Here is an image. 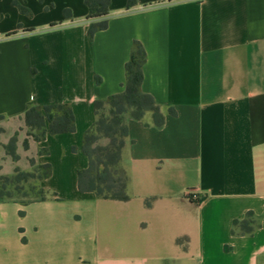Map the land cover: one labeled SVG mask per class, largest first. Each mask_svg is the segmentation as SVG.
I'll use <instances>...</instances> for the list:
<instances>
[{
	"label": "crops",
	"instance_id": "1",
	"mask_svg": "<svg viewBox=\"0 0 264 264\" xmlns=\"http://www.w3.org/2000/svg\"><path fill=\"white\" fill-rule=\"evenodd\" d=\"M127 2L90 38L85 0H0V175L51 166L31 178L46 199H0V264H264V0ZM135 40L142 91L175 113L127 117L129 199L99 198L78 187L83 138ZM52 103L76 129L38 141L25 111ZM249 213L254 231L234 232Z\"/></svg>",
	"mask_w": 264,
	"mask_h": 264
},
{
	"label": "trees",
	"instance_id": "2",
	"mask_svg": "<svg viewBox=\"0 0 264 264\" xmlns=\"http://www.w3.org/2000/svg\"><path fill=\"white\" fill-rule=\"evenodd\" d=\"M89 9L88 33L93 38L95 33L104 30L109 25V6L111 0H85ZM136 4V0H128L127 7ZM24 13L29 10L17 4ZM66 19L72 18L71 10L65 9ZM10 33L9 35H12ZM147 54L141 42L134 41V49L125 64V81L123 90L110 95L106 99H97L94 102L95 121L85 132L81 150L88 158V166L78 170V187L81 191H92L97 197L113 200H128L127 184L129 181L126 170L121 165L122 151L127 142L129 127L127 117L143 120L147 113L151 114V123L161 127L165 123L166 114H174L175 109L168 106L166 111L158 104L151 94L141 89L144 78L143 66ZM34 72V70H33ZM97 83L101 77L96 75ZM25 122L36 140L41 141L47 134L56 135L65 132H74L76 129L75 115L70 106L63 103L45 105H30L25 111ZM149 124V123H147ZM6 150L13 157L15 153V138L6 146ZM75 151L76 148L74 147ZM43 171V172H42ZM51 172L48 164L40 165L32 172L17 170L15 177L43 178ZM6 177L7 176H2ZM1 177V178H2ZM35 189V188H34ZM34 199H46L45 190H36ZM4 192H0V199H11ZM256 228L252 214L247 218L234 221L233 231L242 234L252 233Z\"/></svg>",
	"mask_w": 264,
	"mask_h": 264
},
{
	"label": "rangeland",
	"instance_id": "3",
	"mask_svg": "<svg viewBox=\"0 0 264 264\" xmlns=\"http://www.w3.org/2000/svg\"><path fill=\"white\" fill-rule=\"evenodd\" d=\"M1 177L0 175V192H4L10 197H23L26 200L34 199L37 192L32 185L31 178L24 176Z\"/></svg>",
	"mask_w": 264,
	"mask_h": 264
}]
</instances>
